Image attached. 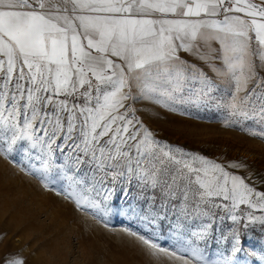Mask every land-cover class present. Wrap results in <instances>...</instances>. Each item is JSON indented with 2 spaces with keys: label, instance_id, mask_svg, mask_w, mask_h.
I'll return each mask as SVG.
<instances>
[{
  "label": "snow or ice",
  "instance_id": "1",
  "mask_svg": "<svg viewBox=\"0 0 264 264\" xmlns=\"http://www.w3.org/2000/svg\"><path fill=\"white\" fill-rule=\"evenodd\" d=\"M205 67L230 94L215 95ZM140 101L182 115L189 104L215 107L223 126L264 138V0H0V156L46 188L63 181L58 194L105 226L117 184L122 198L135 183L159 190L165 209L178 201L184 223L170 229L172 244L147 225L151 235L122 229L153 255L185 264L255 255L242 237L264 228V177L157 138L136 114ZM225 220L226 233L216 226ZM229 241L227 253L210 250Z\"/></svg>",
  "mask_w": 264,
  "mask_h": 264
},
{
  "label": "rangeland",
  "instance_id": "2",
  "mask_svg": "<svg viewBox=\"0 0 264 264\" xmlns=\"http://www.w3.org/2000/svg\"><path fill=\"white\" fill-rule=\"evenodd\" d=\"M214 46L219 47L218 44ZM182 55L191 59L186 54ZM205 71L219 88L215 95L230 94L226 83L206 67ZM135 107L139 110L137 116L157 138L188 151L218 159L221 163L242 162L247 167L240 170L239 174L251 173L254 178L264 177V138L249 135L238 127L223 126V110L189 104L185 106V110L190 114L182 115L147 101L137 102ZM67 151L66 148L65 153ZM55 156L58 163L62 162L58 149ZM13 159L18 161L19 157L14 156ZM88 171L89 166L85 164L77 175ZM63 183L61 181L46 188L37 176L22 171L17 164L0 156V229L16 223L29 230L26 236L0 234V264L10 255L23 259L24 264H105L103 252L110 242L125 243L129 264H185L183 260L164 253L153 255V250L138 237L122 230L130 228L143 235H151V232L144 231L147 225L152 232L161 234L163 244H172L170 229L178 222L184 223L183 218L178 221V213L173 212V204H178V201L169 202L165 209L162 206L164 198L159 190L154 193L142 191L135 183L129 190V196L122 198L119 191L121 186L117 184L118 191L111 202L113 212L105 226L90 211L78 209L73 201L58 194L57 190L63 187ZM108 185L111 186L110 178ZM153 195L154 201L149 199ZM13 215L18 217V223L16 219H12ZM142 217H148V220H142ZM153 220L155 223H150ZM216 226L225 233L233 227L228 220L218 221ZM99 228L105 229L106 234L100 236ZM91 229L97 231L98 238L87 239ZM241 230L243 231L242 228ZM242 240L243 247L255 255L238 254L239 264H264L261 259L264 257V228L259 225L250 228ZM229 247L230 241L220 244L213 242L210 250L227 253Z\"/></svg>",
  "mask_w": 264,
  "mask_h": 264
},
{
  "label": "bare ground",
  "instance_id": "3",
  "mask_svg": "<svg viewBox=\"0 0 264 264\" xmlns=\"http://www.w3.org/2000/svg\"><path fill=\"white\" fill-rule=\"evenodd\" d=\"M16 219V222L18 223L19 219L15 215L12 216V219ZM97 232V231H96ZM96 232L91 229L89 234L87 235V239H96L98 238V235ZM100 236H103L106 234V230L103 228H99ZM3 233H8V234H18V235H23L26 236L29 234V230L25 226H19L16 223L7 226L6 228L4 227L3 229H0V234ZM103 261L105 264H129L128 260V255H127V250L124 242H120L118 244L114 243H109L107 247L105 248L103 252Z\"/></svg>",
  "mask_w": 264,
  "mask_h": 264
},
{
  "label": "trees",
  "instance_id": "4",
  "mask_svg": "<svg viewBox=\"0 0 264 264\" xmlns=\"http://www.w3.org/2000/svg\"><path fill=\"white\" fill-rule=\"evenodd\" d=\"M131 193H134V192H131ZM133 196V195H130V197ZM135 197V196H134Z\"/></svg>",
  "mask_w": 264,
  "mask_h": 264
},
{
  "label": "crops",
  "instance_id": "5",
  "mask_svg": "<svg viewBox=\"0 0 264 264\" xmlns=\"http://www.w3.org/2000/svg\"><path fill=\"white\" fill-rule=\"evenodd\" d=\"M256 2H258V0H256ZM242 15V14H241Z\"/></svg>",
  "mask_w": 264,
  "mask_h": 264
}]
</instances>
